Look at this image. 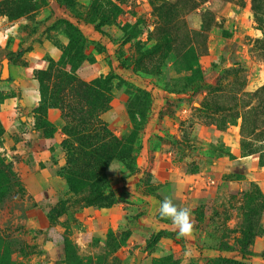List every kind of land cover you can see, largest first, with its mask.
Instances as JSON below:
<instances>
[{
	"label": "rangeland",
	"instance_id": "374dc122",
	"mask_svg": "<svg viewBox=\"0 0 264 264\" xmlns=\"http://www.w3.org/2000/svg\"><path fill=\"white\" fill-rule=\"evenodd\" d=\"M14 1L24 13L0 17V39L15 26L0 55V264H264V22L252 0ZM51 59L108 81L95 157L49 101L20 105ZM169 199L190 212L184 238L160 216Z\"/></svg>",
	"mask_w": 264,
	"mask_h": 264
},
{
	"label": "trees",
	"instance_id": "16d2710c",
	"mask_svg": "<svg viewBox=\"0 0 264 264\" xmlns=\"http://www.w3.org/2000/svg\"><path fill=\"white\" fill-rule=\"evenodd\" d=\"M19 3L14 0L0 2V17L14 18L18 14L24 13ZM253 11L258 23L264 22V0H252ZM11 6V8H8ZM13 8V10H11ZM21 56V53L17 54ZM47 70L38 71L42 82L39 90L40 103L39 108L43 107L49 101L53 109H59L67 123L66 132L73 137L77 133L83 136L80 138L83 149H88L89 154L95 146L92 144L100 138L96 131L102 128L101 115L110 107L109 86L106 79H97L90 83L84 82L76 75L68 73L63 67L62 61L55 62L51 59ZM0 81L2 77L0 76ZM11 82V78L7 79ZM77 130V131H76ZM105 134L109 131L103 129ZM80 131V132H79ZM71 139V138H70ZM73 139V138H72ZM116 140V139H113ZM74 140L66 141L64 144L73 148ZM118 145V143H117ZM95 149V148H94ZM130 152L121 151L118 156H112L109 159L114 160L117 157H129ZM158 235H154L150 243L156 242Z\"/></svg>",
	"mask_w": 264,
	"mask_h": 264
},
{
	"label": "crops",
	"instance_id": "0c3cea01",
	"mask_svg": "<svg viewBox=\"0 0 264 264\" xmlns=\"http://www.w3.org/2000/svg\"><path fill=\"white\" fill-rule=\"evenodd\" d=\"M4 27H5L4 28V33H2V39H0V55L2 53H4V51H6V48L8 46V40L10 39V37H13V35L12 36H8V33H11V31H13V29H14L15 26L4 25ZM13 44L16 47L15 41L13 42ZM11 49H12V51H16V50H14L13 47ZM49 53H50V56L52 57V59H57V57H58V50H57V48H54V51L53 50H50ZM2 73H3V71H2V69L0 67V76H2ZM2 83H3V85L4 84H7L6 83V79H5L4 76L2 78V81H0V86H2L1 85ZM24 96H25V99L20 101L21 102L20 105L25 106L26 109H30V110L31 109H36L37 106L39 107V103H40V100H39L40 99L39 90L38 91L37 90L24 91ZM5 97L7 98V94L6 95L3 94V96L0 97V104H1L0 106L1 107H5V106H7L9 104L8 103V100ZM16 99L17 98L11 99V97H10L9 100L10 101H13V100L15 101ZM2 119H3L2 118V114H0V122L2 121ZM6 150H8V147L7 146H6Z\"/></svg>",
	"mask_w": 264,
	"mask_h": 264
},
{
	"label": "clouds",
	"instance_id": "9594fccd",
	"mask_svg": "<svg viewBox=\"0 0 264 264\" xmlns=\"http://www.w3.org/2000/svg\"><path fill=\"white\" fill-rule=\"evenodd\" d=\"M160 216L161 218H170L178 227V239L190 234L193 226L190 222V212L187 208L178 209L170 199L165 200L160 205Z\"/></svg>",
	"mask_w": 264,
	"mask_h": 264
},
{
	"label": "water",
	"instance_id": "95a60500",
	"mask_svg": "<svg viewBox=\"0 0 264 264\" xmlns=\"http://www.w3.org/2000/svg\"><path fill=\"white\" fill-rule=\"evenodd\" d=\"M8 63H9L8 60H4V61H3V68H4V69H3L2 71H3V76H4V77H7L8 74H9V72H8V71H9ZM140 262H141V257L138 258V263H137V264H140Z\"/></svg>",
	"mask_w": 264,
	"mask_h": 264
}]
</instances>
